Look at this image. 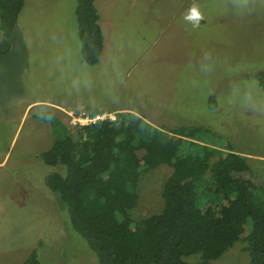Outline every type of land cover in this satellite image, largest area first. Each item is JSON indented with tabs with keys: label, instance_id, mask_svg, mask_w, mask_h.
<instances>
[{
	"label": "rangeland",
	"instance_id": "1",
	"mask_svg": "<svg viewBox=\"0 0 264 264\" xmlns=\"http://www.w3.org/2000/svg\"><path fill=\"white\" fill-rule=\"evenodd\" d=\"M95 4L104 36L96 64L81 58L75 0H25L0 57V264L20 263L34 248L40 264H98L46 185L60 168L39 157L53 142L39 118L47 109L69 128L67 112L94 107L125 109L165 130L203 128L197 141L244 155L264 190V0ZM191 6L198 21L184 19ZM171 171L141 172L133 227L162 210ZM247 259L239 241L212 263Z\"/></svg>",
	"mask_w": 264,
	"mask_h": 264
},
{
	"label": "trees",
	"instance_id": "2",
	"mask_svg": "<svg viewBox=\"0 0 264 264\" xmlns=\"http://www.w3.org/2000/svg\"><path fill=\"white\" fill-rule=\"evenodd\" d=\"M75 1L81 58L93 65L104 46L100 16L95 0ZM24 3L0 0V57L10 49ZM259 83L264 91V72ZM116 116L69 128L48 109L39 115L53 137L39 157L60 167L47 175L46 185L97 263L214 264L240 241L248 259L239 264H264V190L247 158L228 145L222 150L198 142L203 128L165 130L135 113ZM162 164L172 167L161 192L163 208L133 227L129 211L138 202L140 174ZM193 254L199 259H185ZM16 264H40L37 250Z\"/></svg>",
	"mask_w": 264,
	"mask_h": 264
},
{
	"label": "built area",
	"instance_id": "3",
	"mask_svg": "<svg viewBox=\"0 0 264 264\" xmlns=\"http://www.w3.org/2000/svg\"><path fill=\"white\" fill-rule=\"evenodd\" d=\"M68 123L71 127L84 126L96 122L97 120L109 119L117 120L116 112L102 111L99 113L92 114L90 111L85 109H78L75 111L67 112Z\"/></svg>",
	"mask_w": 264,
	"mask_h": 264
},
{
	"label": "clouds",
	"instance_id": "4",
	"mask_svg": "<svg viewBox=\"0 0 264 264\" xmlns=\"http://www.w3.org/2000/svg\"><path fill=\"white\" fill-rule=\"evenodd\" d=\"M184 19L186 20H199L201 19L200 10L196 6H191L188 12L185 14Z\"/></svg>",
	"mask_w": 264,
	"mask_h": 264
},
{
	"label": "crops",
	"instance_id": "5",
	"mask_svg": "<svg viewBox=\"0 0 264 264\" xmlns=\"http://www.w3.org/2000/svg\"><path fill=\"white\" fill-rule=\"evenodd\" d=\"M117 110H123L124 112H126L125 109H117Z\"/></svg>",
	"mask_w": 264,
	"mask_h": 264
}]
</instances>
